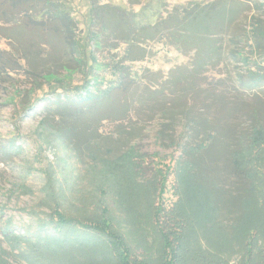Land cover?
I'll use <instances>...</instances> for the list:
<instances>
[{
	"label": "rangeland",
	"instance_id": "374dc122",
	"mask_svg": "<svg viewBox=\"0 0 264 264\" xmlns=\"http://www.w3.org/2000/svg\"><path fill=\"white\" fill-rule=\"evenodd\" d=\"M49 1L41 23H22L14 38L13 24L0 21V264H90L104 256L88 233L58 227L53 211L75 220L106 216L144 259L158 258L152 200L167 170L179 209L191 221L195 249L237 264L255 232L254 258L264 256V37L260 53L247 38L252 26L264 30V0H220L223 7L202 18L206 30L227 20L229 26L212 37L221 62L199 73L191 68L193 51L165 42L133 48L146 57L120 69L134 81L127 75L128 85L108 93L103 106L95 92L127 49L112 40V17L124 14L143 24L174 7L217 0ZM30 2L37 8L40 0ZM57 12L67 16L57 23L59 32L50 27ZM97 12L106 14L102 26ZM181 72L184 77L169 80ZM64 120L72 126L69 134ZM86 138L101 152L92 156L96 148L84 149ZM202 175L213 177L223 194L220 220L226 225L251 188L244 215L231 228L215 223ZM78 234L84 248L55 245Z\"/></svg>",
	"mask_w": 264,
	"mask_h": 264
},
{
	"label": "trees",
	"instance_id": "16d2710c",
	"mask_svg": "<svg viewBox=\"0 0 264 264\" xmlns=\"http://www.w3.org/2000/svg\"><path fill=\"white\" fill-rule=\"evenodd\" d=\"M30 1L31 0H0V9H2L0 10V21L13 24L14 28L9 30L11 31L10 35L12 38L15 37L18 29L20 30V27L23 25L22 23L26 24L27 21L33 22L34 24L41 23V16L47 12L46 4L50 2L49 0H40L37 4V8L36 6H31L32 2ZM219 1L220 0L214 1L206 6L192 3L182 7H174L164 16L155 14L153 15L155 18L153 22H146L143 24L134 19H128L124 14H116L112 17L110 20V25L113 27V36H111L112 40L115 42H124L127 45V49L124 52L125 56L123 55L120 59L110 65V75H108L110 78L109 80H104L102 82L101 92H95L96 95L101 93L102 96L98 102L103 106L107 102L106 96L108 93L115 89H124L128 85L127 82L134 79L130 72L125 75L120 68H122L121 65L126 62L142 61L146 56L142 53H133L131 50L135 48L139 51L141 45L146 42H165L168 47H176V49L181 52L187 53L193 51L194 57L190 63L192 65L191 68L194 69V74L203 71L209 65L215 66L219 63V60L222 57V51H220L217 41L212 37H215V35L218 36L219 32L221 33L220 30L224 29L226 31L229 26L228 20L224 22L221 28L217 27L214 30H206L200 27L202 18L217 11L220 7H223L222 4L224 3ZM43 3L44 5L42 6ZM3 5L6 9L1 8ZM9 5L12 6V10H9ZM44 6L45 9H42ZM47 15L48 13L45 15L46 18ZM105 15V12H97V25L102 26V24L105 23ZM65 18H67L66 14L57 12L52 18V21L56 23L54 25L50 24V27H53L54 29L56 26V31L59 32L60 27L58 24L61 25V21ZM53 29H49V31L53 33ZM262 37H264V30L252 26V30L251 32H248L247 38L249 41V47L251 48L253 46L255 52L260 53L258 47ZM41 39H43L42 36ZM48 39L51 40L50 37ZM66 40L68 43V37H66ZM253 42H255V44H253ZM17 54L18 52H15V55ZM241 54L242 51H237L233 55L234 57L240 58ZM20 56H22V53H20ZM257 56L255 55L254 58H257ZM244 59L246 58L244 57ZM8 72L11 71L8 70ZM184 74L185 73L181 72L180 75H172L169 80L180 79L184 77ZM127 75H129L130 81L126 80ZM156 82H158L159 85H164L163 81L160 79ZM151 84H154V81L151 82ZM99 121L95 120V125H99ZM64 122L69 128L71 124L69 125L65 120ZM82 127L83 130H85V126ZM70 128H72V126ZM70 128H64L66 133H71ZM59 131L62 135V130ZM83 144L85 145L84 149H91V147L96 148V152L94 150L91 151L92 156L101 152L98 145L90 143L88 138L85 139ZM232 162L234 170L244 177L243 171L240 170L237 158L233 157ZM157 165H160V162H158ZM158 173H161V171ZM159 175L158 187L154 186L155 198L152 200L151 216V223L154 226V231L158 238V258L154 260L144 259L146 257H144L143 253L139 254V252L128 243L117 228L111 225L110 220L106 218V216H101L100 218L96 217L94 219L85 218L83 220H75L66 219L65 216L57 211H53L52 216H55L57 219L58 227L60 225V227L76 228L82 232L88 233L93 240L95 239L94 241L98 244L99 249L104 251L101 250L104 253V256L100 258V260L91 259L90 264H227V261L221 258L210 257L206 252L197 250L193 247L191 221L179 209L177 187L175 186L174 188V184L168 183L170 170H167L165 176H162L161 174ZM200 175L201 174H197L196 177H199ZM211 178L213 179V182H210L203 175L201 179H204V182L207 183L206 185H208L211 193L212 206L216 211L215 223L219 227L231 228L233 224L242 219L244 215L243 202L249 197L251 188L248 187V190L244 191L243 195L238 199V215L231 219L229 225H226L220 220V217L223 215L221 213L224 204L221 199V195L223 194L221 193L219 195L217 182L213 177ZM168 193L171 195L170 199H174L171 202L167 200ZM55 231L60 232V229H55ZM255 235V232H251L247 237L245 242L246 253L241 257L237 264H264V256H259V259L254 258L253 244L255 242ZM69 239H74V241L71 242ZM82 239L83 236L78 234L76 238L71 236L61 238L55 243V245L69 246L72 243L75 246L78 244L80 248H84L85 246L82 247L83 243H79ZM45 243L39 244V246L42 247ZM89 249H91L90 246ZM55 250L56 248H54V253ZM51 251L52 249L49 251V259H52L53 257L51 256ZM262 254L264 255L263 252Z\"/></svg>",
	"mask_w": 264,
	"mask_h": 264
}]
</instances>
